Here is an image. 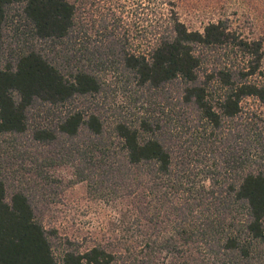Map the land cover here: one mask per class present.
<instances>
[{
    "label": "trees",
    "instance_id": "16d2710c",
    "mask_svg": "<svg viewBox=\"0 0 264 264\" xmlns=\"http://www.w3.org/2000/svg\"><path fill=\"white\" fill-rule=\"evenodd\" d=\"M93 3L0 0V56L16 18L17 42L25 45L0 67V144L30 138L18 158L31 149L33 169L22 166L24 178L69 165L74 182H88L96 192L123 190L130 205L125 256L102 244L82 251L68 242L59 261L56 231L37 214L38 187L12 185L2 176L11 164L0 160V264H264V170L245 159L231 168L234 183L214 179L213 166L178 161L162 137L168 120L107 118L110 109L101 102L110 72L127 92L181 84L177 101L185 111L169 125L182 124L181 139L184 129L193 130L185 120L191 109L201 150L235 165L241 158L227 144L241 134L225 126L236 124L244 99L264 101V89L250 81L259 73L263 43L245 39L228 16L190 30L167 0H125V26L116 4L95 20ZM33 112L47 121L30 124Z\"/></svg>",
    "mask_w": 264,
    "mask_h": 264
},
{
    "label": "rangeland",
    "instance_id": "374dc122",
    "mask_svg": "<svg viewBox=\"0 0 264 264\" xmlns=\"http://www.w3.org/2000/svg\"><path fill=\"white\" fill-rule=\"evenodd\" d=\"M92 1L96 2L93 3L95 20L107 18L109 8L116 4V11L118 10L119 16L123 18L125 26V0ZM167 1L174 2L180 19L190 30L202 31L204 25L210 20L228 16L232 20L233 28L239 30L245 39L263 43L262 52L264 54V0ZM14 13L15 11L12 14L14 15ZM17 21L18 18L15 19V24L9 25L5 31L6 39L2 56H0V67H4L6 62L12 59L10 55L15 56L16 51L20 52V49L25 48V45L21 46L17 42ZM101 23V21L98 22L97 30H99ZM19 29L21 31V26ZM119 33L124 34L125 27ZM104 34L107 35L108 33L104 32ZM211 52L218 54L221 51L212 50ZM212 54L206 53V57L213 60L214 55ZM107 79L109 88L106 90L108 94H105L101 99L102 105H106V109H110V115H106L107 118L114 115L115 117L125 116V119L138 122L137 124L143 121L154 122V120L162 123H166L168 120L169 124L170 122L176 124L182 112L185 111L184 106L177 101L181 92V84L151 90L130 86L127 88V92L124 84L119 83L116 73L110 72ZM250 81L256 82L259 87L264 89V58L258 75L252 77ZM176 112L179 113V117ZM186 113L190 116L185 119L187 124L185 121L183 124H186L187 128L192 127L194 130L199 125V118L191 112V109H188ZM32 114L33 116L30 117V124L32 125L43 124L47 121L44 115L37 116L36 112ZM50 118L48 120H54V116L51 115ZM235 122L236 124L233 123L232 125L230 122L226 123L225 126L227 132L235 130V126H237V132L241 134V139H232L227 144L228 150L238 154L241 158L235 165L234 162L224 163L220 155H209L205 149L201 150L198 144L199 140L196 139L193 130H191L192 134L191 131L184 129L180 139L177 133L183 130L182 124L178 127L177 125L173 126V124L164 125L166 134L162 137L174 149L175 156L179 162H182V165L200 166V168L205 167V169L206 166H213L211 172L214 174H211L214 179L219 175L220 180L227 179V181L234 183L236 175L233 169L231 172V168H233L232 166H239L245 159L253 169L264 170V101L254 97L244 99L241 114ZM173 134L175 138L171 137ZM223 136L226 137L227 135L223 134ZM7 139L10 143L15 142L13 137L8 136ZM30 143V138L22 137L17 140L16 145L13 144L10 147L5 141L4 144H0V148H2L0 149V160L4 161L5 166L7 163L11 164L7 168H2V176L14 186L20 185V182H35L33 185L38 187L35 192L36 195H34L37 214L48 230L56 231L57 239L54 249L58 260H61L62 252L68 248V242L75 243L82 251L96 244H102L125 256V214L130 210L129 202L125 199V192L119 189L113 193L111 189L106 188L96 192L89 186L88 182H74L73 168L69 165L42 167L39 170L40 178L34 180L30 173L24 178V171L20 170L22 166L26 167L24 170L33 169L29 157L32 154L31 149H28L29 152L25 153L23 159L18 158L24 152L23 147ZM9 149H11V153L7 152ZM45 150L48 149L44 148L43 151ZM226 167L228 168L226 169ZM208 172L210 171L208 170ZM196 173L198 177L195 180L200 182L203 175L198 173V170Z\"/></svg>",
    "mask_w": 264,
    "mask_h": 264
}]
</instances>
